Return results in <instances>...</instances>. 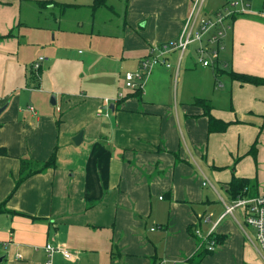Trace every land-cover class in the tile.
<instances>
[{
  "label": "crops",
  "instance_id": "obj_1",
  "mask_svg": "<svg viewBox=\"0 0 264 264\" xmlns=\"http://www.w3.org/2000/svg\"><path fill=\"white\" fill-rule=\"evenodd\" d=\"M39 2L45 1H38L37 9L24 7L25 0H0V149L6 153L0 155V204L6 201L0 243H7L0 246V264H44L46 244L70 254L55 253L52 264H264L246 243L240 210L236 221L225 216L217 224L219 243L212 252L193 233L206 235L223 213L232 178L264 189V86L228 77L230 111L217 108L215 93L207 99L214 117L229 123L225 132L212 134L201 108L177 99L159 103L160 89L148 90L154 82L162 86L174 69L156 66L139 88L140 101L129 96L137 89L124 87L126 72L178 37L194 0H125L121 38L105 46V62L94 48L84 58L93 68L91 86L82 83L78 95L63 74L65 92H58V101L51 95L54 104L41 96L55 89H46L43 81L52 66L49 57L33 49L48 34L38 27L42 33L32 37L29 29L33 23L48 26ZM236 18L225 39L228 64L236 73L264 77V15L257 22L249 15ZM50 38L46 46L52 45ZM38 57L44 61L35 84L30 72ZM171 58L175 65L176 54ZM92 86L95 92L88 89ZM80 131L82 140L75 145ZM53 153V168L29 176L14 191L21 158L46 162ZM248 156L258 165L255 176ZM207 190L217 196L221 211Z\"/></svg>",
  "mask_w": 264,
  "mask_h": 264
},
{
  "label": "rangeland",
  "instance_id": "obj_2",
  "mask_svg": "<svg viewBox=\"0 0 264 264\" xmlns=\"http://www.w3.org/2000/svg\"><path fill=\"white\" fill-rule=\"evenodd\" d=\"M38 1L46 2L45 7L39 6V9L41 10L40 14L42 19H47L49 23L48 26L46 24L36 25V23H33V27L29 29L33 33L32 37H34V34L39 35V33H42L38 27L43 28L44 30L42 31L48 34V40L44 42L39 41L38 45L34 46L33 49L34 51L36 49V55L38 53H45L49 57L47 63L52 65L45 72L43 81L44 85L46 82V89H50L49 86H54L55 89H51V93H43L41 95L44 97L45 102L49 104L51 95H56L58 101L62 96L61 94L65 92L63 88L65 86L64 83L63 85L60 83V77L63 74L67 75L70 80L68 87L77 89L76 94L79 93L82 83L85 86H91V84L87 83L91 81L90 73L93 71V68H90L91 64L86 63L84 58L94 48L97 51L98 59L100 56L99 60L103 63L105 62L104 57L107 54V47L105 46H108L111 41L118 42L121 38L126 2L125 0H104L102 4L95 8L93 6V0H25L23 5L24 7L28 5L34 8L36 4L38 5ZM221 1L223 0H207V3L203 7V13L211 15L215 7L220 5ZM66 3L76 5L66 6ZM54 4L60 5L61 7L55 6ZM250 10L251 14H248L250 16L249 21H263V19L257 18L264 15L263 0H250ZM258 14L259 16H257ZM239 18H245V15L239 16L236 20ZM24 35L28 39L27 33ZM49 38L51 39L52 45L46 46V43L50 45ZM107 39H111L110 42ZM225 41V39L221 41L223 48L219 51L218 62H215V59L212 57V51L214 49L206 51L204 58L214 63L209 67H203L198 62L196 45L193 44L189 48V53L185 56L186 59L183 61L177 78L173 74V71L171 76L165 75V82H163L162 86L161 83L158 85L157 82H154L148 88L151 93L160 89L159 94L155 96V100H158L162 104H169L170 102H176L177 99L178 103L190 105L196 98L211 99L215 93L214 98H216L215 105L217 108H220L224 112L230 111L228 75L225 72L231 71L232 69L230 68V64H228L230 57L229 45ZM89 43H92L93 46H90ZM112 49L114 50L116 48L112 46ZM78 53L83 55H79ZM173 55L175 54L169 57L171 64L174 61L171 58ZM157 76L158 74L154 78H157ZM39 89L41 90V88ZM88 89L91 91L95 90L93 86ZM58 92L63 93L60 94ZM182 145L184 147L183 142ZM248 157L250 158L249 163L254 170L253 175L255 176L258 165L256 164V167H254L252 158L250 156ZM208 175L212 182L210 173ZM205 182L206 186H209L208 181ZM214 185L216 191L226 199L219 185L215 182ZM207 192L209 193V198L213 200L211 204L217 205V210L221 211L222 205L218 202L217 196L212 194L211 190H207Z\"/></svg>",
  "mask_w": 264,
  "mask_h": 264
},
{
  "label": "built area",
  "instance_id": "obj_3",
  "mask_svg": "<svg viewBox=\"0 0 264 264\" xmlns=\"http://www.w3.org/2000/svg\"><path fill=\"white\" fill-rule=\"evenodd\" d=\"M207 0H194L189 15L185 19L178 37L174 40L162 43L156 46L149 57L143 58L134 72L124 74V87L130 91L142 88L151 71L161 65L165 69H174L177 78L180 66L189 53V48L196 45L198 62L203 67H209L214 63L204 58L206 51H212V57L215 62L218 61L219 51L223 48L221 41L225 39L232 29V22L235 17L251 14L250 0H224L223 6L218 10L207 15L203 13V7ZM176 54V64L169 62V57ZM44 61L43 57L31 64V71L36 75L40 71V63ZM108 105L109 100L105 99ZM206 186V182H203ZM241 211L242 230L245 235L246 243L251 246L260 257H264V189L257 191L252 197H238L225 204L223 213L216 219L206 235H202L199 230H194L195 236L201 238L205 244L206 250L212 252L215 250L217 242L214 237V230L217 224L225 217L230 216L235 221V212ZM6 246L7 243H0V246ZM46 260L44 264H52V257L55 253H61L64 258H69L67 249L54 247L46 244L44 247ZM161 264V263H157Z\"/></svg>",
  "mask_w": 264,
  "mask_h": 264
},
{
  "label": "trees",
  "instance_id": "obj_4",
  "mask_svg": "<svg viewBox=\"0 0 264 264\" xmlns=\"http://www.w3.org/2000/svg\"><path fill=\"white\" fill-rule=\"evenodd\" d=\"M103 2L104 0H93L94 8L102 4ZM45 4L46 2L44 3L39 2V6L41 7H45ZM231 31L228 33L227 37L231 34ZM11 36H12V33H9L8 35H6V38L11 37ZM226 74L231 79V81L237 82L238 84H241V85L249 84L253 86H262V87L264 86V77H257V76H252V75L236 73L232 70L227 71ZM30 77L31 79H33V82L37 84L38 75L36 76L33 72L32 73L30 72ZM129 96L135 97L140 101L141 96H142V90L137 89L134 92H132V94H129ZM193 105L201 108L202 110L201 116L207 119V133L208 134L223 133L226 131V129L229 126V123L224 122L214 117V115L212 114L213 107L209 100L196 98L193 102ZM263 124H264V117H263ZM255 148H256V142L253 143V145L251 146L250 152L254 154ZM0 155H4V156L6 155L3 149H0ZM55 160H56L55 153H53L51 157L49 158V160L46 162H37V161L32 160L29 157L21 158L19 178L17 182L15 183L14 191L16 190L17 186L29 176L38 174V173H43L46 170L53 168L55 166ZM257 191L258 189H257V185L255 181H251L247 178H236V177L232 178V180L228 183L227 189H226L227 196L230 200H235L238 197H243V196L252 197L257 194ZM5 202L0 204V213L4 211ZM216 242L217 244L219 243V240L217 237H216ZM204 250L207 251L206 248ZM195 257L200 258L201 256L198 255ZM196 258L193 257V261H195Z\"/></svg>",
  "mask_w": 264,
  "mask_h": 264
},
{
  "label": "water",
  "instance_id": "obj_5",
  "mask_svg": "<svg viewBox=\"0 0 264 264\" xmlns=\"http://www.w3.org/2000/svg\"><path fill=\"white\" fill-rule=\"evenodd\" d=\"M51 104H54V96L51 97ZM112 106H110V109H111ZM82 132L80 131L74 138H73V142L75 145H79L81 140H82ZM1 261V259H0Z\"/></svg>",
  "mask_w": 264,
  "mask_h": 264
}]
</instances>
